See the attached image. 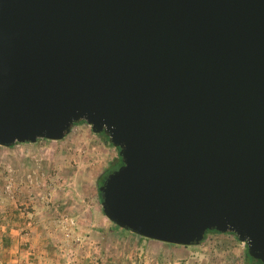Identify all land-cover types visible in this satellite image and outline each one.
<instances>
[{
    "label": "water",
    "instance_id": "water-1",
    "mask_svg": "<svg viewBox=\"0 0 264 264\" xmlns=\"http://www.w3.org/2000/svg\"><path fill=\"white\" fill-rule=\"evenodd\" d=\"M81 121L119 149L118 227L264 263V0H0V145Z\"/></svg>",
    "mask_w": 264,
    "mask_h": 264
},
{
    "label": "rangeland",
    "instance_id": "rangeland-1",
    "mask_svg": "<svg viewBox=\"0 0 264 264\" xmlns=\"http://www.w3.org/2000/svg\"><path fill=\"white\" fill-rule=\"evenodd\" d=\"M119 165L86 122L62 140L0 145V264H245L247 244L230 232L181 246L118 230L98 189Z\"/></svg>",
    "mask_w": 264,
    "mask_h": 264
},
{
    "label": "trees",
    "instance_id": "trees-1",
    "mask_svg": "<svg viewBox=\"0 0 264 264\" xmlns=\"http://www.w3.org/2000/svg\"><path fill=\"white\" fill-rule=\"evenodd\" d=\"M81 122H85V121H81ZM103 135L106 137V139H107V141H108V140H109V137H108L106 134H104V133H103ZM109 142H110V140H109ZM122 164H123V162H122V159H121V157H120V165H119V166H121ZM119 166H118V167H115V168H112V169H109L105 174L101 175V176H100V179H101V180H99V185H101V184L105 181V179L108 177V175H109L110 173H112L114 170L118 169ZM98 193H99L100 199H101V201H102V193H101L100 189H98ZM116 228H117L118 230L123 231V232L129 231V230H126V229L120 228V227H118L117 225H116ZM210 232H218V231H207L206 236H207V234L210 233ZM245 264H264V263H263L262 261H260V260H257V259H255V258H253L252 256H250L249 253H248V246H247V251H246V262H245Z\"/></svg>",
    "mask_w": 264,
    "mask_h": 264
},
{
    "label": "flooded vegetation",
    "instance_id": "flooded-vegetation-1",
    "mask_svg": "<svg viewBox=\"0 0 264 264\" xmlns=\"http://www.w3.org/2000/svg\"><path fill=\"white\" fill-rule=\"evenodd\" d=\"M103 134V133H102Z\"/></svg>",
    "mask_w": 264,
    "mask_h": 264
}]
</instances>
